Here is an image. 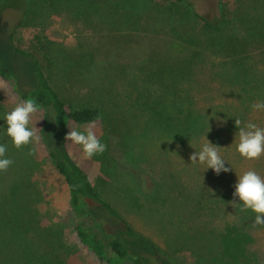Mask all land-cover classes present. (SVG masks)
<instances>
[{
    "label": "rangeland",
    "instance_id": "obj_1",
    "mask_svg": "<svg viewBox=\"0 0 264 264\" xmlns=\"http://www.w3.org/2000/svg\"><path fill=\"white\" fill-rule=\"evenodd\" d=\"M184 1L244 47L218 56L202 22L175 0H0V64L10 72L0 76V125L30 98L20 93L36 86L19 48L38 60L67 108H101L99 122L69 131L91 128L105 151L87 158L69 139L68 151L135 231L174 264H264V225L241 211L238 198L233 203L237 175L251 169L264 178V154L247 160L235 151V120L264 127V112L251 108L264 102V47L256 38L264 35V0ZM236 14L245 19L239 26ZM185 31L196 43L176 39ZM246 68L255 70L243 75ZM157 71L159 81L145 84L146 73ZM31 121L38 139L19 149L0 126V143L13 161L0 172L2 211L18 222L0 221V264H108L76 237L66 185L40 137L50 117L39 105ZM205 138L218 146L229 171L217 175L191 162ZM103 234L92 227L94 241ZM115 234L130 256L157 264L143 238ZM121 264L133 263L123 258Z\"/></svg>",
    "mask_w": 264,
    "mask_h": 264
},
{
    "label": "trees",
    "instance_id": "obj_2",
    "mask_svg": "<svg viewBox=\"0 0 264 264\" xmlns=\"http://www.w3.org/2000/svg\"><path fill=\"white\" fill-rule=\"evenodd\" d=\"M176 1L182 6L185 4L187 6H184L185 9H187L193 17L202 22V31L204 30L208 33L210 37L209 40L212 41V45L214 47L217 45L213 51L214 53H217L218 56L220 55V57H224V55L219 52H227L228 54H231L232 52H235L236 49L239 50L242 49L240 47H244L245 43H241L239 40L231 37L230 33L220 32L219 30L221 28L219 26H215L212 22L201 18L199 14L193 12L191 4L188 1L175 0V2ZM180 5L178 8L181 7ZM26 11L27 6L23 10L22 17L15 25L21 23L23 19H25ZM261 12L264 15V11L261 10ZM188 15L190 16V14ZM227 15L229 16L228 13ZM242 16H240V14H236L234 17L238 20V26L240 21L245 20ZM263 29L264 28L261 30ZM212 31H218L214 38L212 37ZM185 33L187 34L180 33L179 35H176V39L178 38L180 41H184L186 43L187 41L188 43H196L195 40L191 38L189 31H185ZM256 38L259 40L257 47L261 45L264 47V35ZM222 42L226 43L222 44ZM15 52L18 56L31 61L32 71L36 79V86L27 93H20L19 97L22 99L28 97L35 99L37 104L44 108L46 114L51 119L49 130L41 129L40 137L46 149L47 156L51 160L57 172L63 177L66 185L69 205L74 214L73 229L78 241L82 245L88 246L97 258L106 261L108 264H121V260L123 258L128 259L133 264H145L144 259L142 260L139 257H132L129 255L128 249L115 234L119 230V232L123 231L127 236L139 239L143 238V241L151 244L153 248L152 257L157 264H174L172 262L174 261L173 257L157 248L151 240L142 237V235L135 231L110 204L100 198L87 172L71 157L68 151V139L65 138V136L69 132L70 126H84L99 122L102 117L101 108L98 105H83L75 108H67L59 93L50 85L47 77L40 67L38 60L33 56V54L19 48H15ZM87 54L93 59L92 52H88ZM255 68L251 71L246 68L243 75L252 73ZM160 75H162L161 71H157L155 73L148 72L145 75L144 83H156L159 81ZM0 76H10L8 69L3 67L1 64ZM253 86L260 87V84L259 82H254ZM14 189L15 187L12 188V191H14ZM13 198L14 197L10 196L11 201H13ZM82 198H88L96 202L100 206V209L85 207ZM3 202L6 201L0 200V221L5 224L13 223V225H18L17 219H14L16 216L11 218L12 216H10V214H4L2 211L3 208H5V206L2 205ZM84 214L92 220L91 226L83 225L81 216ZM93 226H99L102 228L104 233L103 239L97 241L92 239L91 230ZM107 241L109 242V251H107V248L105 247V242Z\"/></svg>",
    "mask_w": 264,
    "mask_h": 264
},
{
    "label": "clouds",
    "instance_id": "obj_3",
    "mask_svg": "<svg viewBox=\"0 0 264 264\" xmlns=\"http://www.w3.org/2000/svg\"><path fill=\"white\" fill-rule=\"evenodd\" d=\"M38 107L36 100L29 98L4 114L3 120L6 127L0 126L4 128V135L10 138L11 144L15 148L19 149L38 139L31 126V117ZM251 108L257 112H264V102L252 104ZM235 125L237 128L235 151L239 156L253 160L264 154V127L253 122L241 125L239 120H235ZM65 138L82 146L83 154L87 158L105 151V144L97 138L91 128L70 130ZM6 152L7 143H0V172L6 171L13 163L6 156ZM189 159L193 163L203 165V171L210 168L217 175L221 171H229V168L225 166V162L228 160L219 153L218 146L207 138L200 144L198 150L195 149ZM228 164L230 163L228 162ZM233 198V203H236L235 200L238 198L241 211L250 210L255 213L254 222L264 225V178L257 171L249 169L237 175Z\"/></svg>",
    "mask_w": 264,
    "mask_h": 264
}]
</instances>
